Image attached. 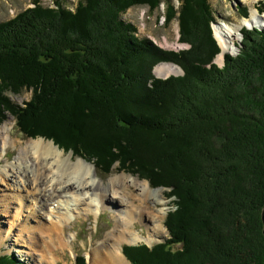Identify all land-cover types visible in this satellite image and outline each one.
<instances>
[{
  "label": "trees",
  "instance_id": "1",
  "mask_svg": "<svg viewBox=\"0 0 264 264\" xmlns=\"http://www.w3.org/2000/svg\"><path fill=\"white\" fill-rule=\"evenodd\" d=\"M162 1L80 0L71 11L34 0L0 23V123L9 113L27 138L170 190V238L124 246L131 264H264V29L243 30L239 55L220 68L208 0H181L180 42L192 47L178 53L122 18ZM164 1L169 24L177 11ZM161 62L184 76L155 79ZM24 91L30 101L14 105L8 94Z\"/></svg>",
  "mask_w": 264,
  "mask_h": 264
},
{
  "label": "rangeland",
  "instance_id": "2",
  "mask_svg": "<svg viewBox=\"0 0 264 264\" xmlns=\"http://www.w3.org/2000/svg\"><path fill=\"white\" fill-rule=\"evenodd\" d=\"M33 1L34 0H0V23L7 22L15 18L24 10L33 8ZM57 2H61L66 9L75 11L80 0H41V4L43 7L51 9L57 8ZM169 3L173 7V9L177 11V18L173 19L169 24L166 23L165 17L168 12V3H166L164 0L154 11H152L148 5H141L128 10L122 18L126 23H130L131 25L135 26V28L137 29L138 37L140 39H148L164 51L178 53L184 50H189L191 49L192 45H190L189 43L184 44L180 42L181 26L178 19V10L182 5V1L169 0ZM208 3L212 10V20L210 22L209 32H211V37L213 40H215V46L216 48H218V53L214 57L213 63L220 68H223L225 65V56L228 55L231 57H237L239 55L243 35L241 32L240 41L236 43V46L239 48L237 55L225 54L222 60L223 62L221 61L220 63L218 61V58L222 53V48L221 46H219L220 44L215 34V28L219 25L224 24L234 25L235 23L240 22L242 19L250 18L253 3V5L256 6L258 14L262 16L263 19L260 20L258 25L252 28H244L242 29V31L264 29V0H208ZM161 65H171L172 67L175 66L177 68H180L181 73L176 74L175 72L173 73V75H171L173 77L184 76V70L180 66L172 62H161L157 64L152 70V74L154 75L155 79L164 80L166 78L160 76L157 73V68ZM136 88L138 90V93L142 94V88L140 86H137ZM8 97L11 99L14 105L22 106L24 105V103L30 101L32 92L24 91L20 95H13L9 93ZM4 114L6 115V119L0 123V236H3L5 231H7L11 224L15 222L20 224L21 226L18 227L17 230H15L16 235L11 238L10 242L9 240H6L8 239L6 237L0 240V242L3 240L9 242H6V244H3V246L0 247V257H13L16 260V264H77V256L83 255L87 258L88 264H92V256L94 251L93 248L100 247L101 243H103L107 239L110 233H112L113 230L117 229V221H119V218L121 216L120 213L124 211L126 207L125 205L128 203L126 202L124 205L122 202L119 204L115 203V199L113 200V196H110V200L106 201L103 205V208L100 210V216L95 213L86 214L80 211V214H75L73 221L65 224L66 228L64 229L66 234L64 236L69 243V245H67L65 248L62 247L64 239L59 234L58 228L55 226L54 228L56 229V231L54 232V234L57 237L54 240V243L56 245V248L54 249L50 242L45 245L44 236L41 237L42 240L40 241V245L37 244V247L32 249L31 240L33 238V233L29 230V227L26 225L25 220L29 219V217L31 216L33 217L34 214H32L31 212H33L34 210L36 216H39L38 218H40V222L42 225H38L39 219L35 218L33 221H29L30 227L37 226L48 228L52 225V222L50 221V218L46 217L44 213V209H46L47 205L46 202L45 204H42L43 209L38 207L36 202L40 199L36 201L38 196L35 194L33 187L30 186V182L26 183L25 179L24 181H22L23 179L15 176V174L13 173V166L16 165L18 161H20L19 157L22 156V150L29 143V141L38 140L41 138L33 139L25 137L22 132H19V130L16 128V119H14V117L9 113L5 112ZM4 137H7L8 139L6 147L3 149L2 140L4 139ZM62 151L64 152V156L66 157V159L69 155H72V160H77L78 157L73 156L72 151H69L68 153H66L64 150ZM33 153L34 152L30 153L31 156L30 154L27 156L30 158L32 157L33 159ZM79 158H82L89 164L93 165V168H91V170L93 169L92 174L96 172V179H101L105 186H108V184L114 180L123 178L124 184L118 188L121 194L124 191L126 194H128L130 191L137 197H140V195H142L141 186L143 187V182L148 181L142 179L138 174H133L129 171L122 170L118 164H114L111 173L109 175H106L100 170L96 169V167L92 163L93 161L89 162L83 157ZM28 163H30V160H28ZM127 182L130 183V186H127ZM150 187L154 191L156 189L165 190L163 194L165 197L164 200L166 202H169L167 207L165 208L167 210V214L169 212L176 211L177 208L175 204L177 202V199L176 197H169L170 190L163 187L154 189L151 185ZM17 189H19V191H17ZM18 199H21L19 203ZM111 199L114 203L111 201ZM125 201L127 200L125 199ZM22 203L28 205L21 206ZM50 203L52 204L53 202L51 201ZM133 204L139 205L138 203L134 202L131 203L130 206H132ZM5 205H7V207H5ZM30 207L32 208L29 209ZM158 207L161 209L160 205ZM56 216L53 217L54 222L57 221ZM166 218L167 215L164 218V226L161 231V235H159L160 237L155 236L150 243H148L147 240H144L134 245L124 244L122 248L124 246L138 245H148L149 247H154V245L166 242L169 239V233L167 228L165 227ZM154 223L159 224V222L153 221V223L151 224L147 221L139 219L131 225V229L133 231H136V233H139L140 236L148 239V234H151L153 232L152 225ZM22 227L23 230L22 232H20V229ZM32 242L35 246L36 239H33ZM48 250H50V252H53V250L56 251L52 259L47 258ZM129 264L131 263L129 262Z\"/></svg>",
  "mask_w": 264,
  "mask_h": 264
},
{
  "label": "bare ground",
  "instance_id": "3",
  "mask_svg": "<svg viewBox=\"0 0 264 264\" xmlns=\"http://www.w3.org/2000/svg\"><path fill=\"white\" fill-rule=\"evenodd\" d=\"M262 19L263 17L258 14L256 6L252 3L250 18L242 19L234 25L224 24L216 27L215 34L220 44L219 46L222 48V53L218 61L221 63L225 54L237 55L239 48L236 46V43L240 41L242 29L252 28L258 25ZM175 72L176 74L181 73L180 68L172 67L171 65H161L157 68V73L162 77L171 76ZM7 139V137H4L2 140L3 149L6 147ZM32 152H34L32 154L33 159L27 156ZM21 155L22 156L19 157L20 161L13 166V173L15 176L23 179L22 181L25 179L26 183L30 182V186L33 187L35 194L38 196L36 201L40 199L36 202L39 208L43 209L42 204L46 202V209L43 211L46 217L50 218L52 222V225L48 228L37 226L30 227L29 221H33L35 218L39 217L36 216L34 210L31 212L34 214L33 217L31 216L29 219H24L29 230L33 233V238L31 240L32 249L36 248L37 244L40 245V241L42 240L41 237L44 236V244L46 245L50 242L55 249L56 245L54 240L57 237L54 234L56 231L54 228L55 226L64 239L62 247L65 248L69 245L64 236L66 234L64 229L66 228L65 224L73 221L75 214H80L81 212L86 214L95 213L100 216V210L103 208L104 203L110 200V196H113L115 203L119 204L122 202L124 205L127 202L129 205L126 204L124 211L120 213L121 216L119 221H117V229L110 233L107 239L101 243L100 247L93 248V256L91 255L92 264H129L128 260L123 255L122 246L124 244L134 245L144 240L150 243L155 236L160 237L159 235H161L164 226V218L167 215V210L165 208L169 203L164 200V189H156L154 191L148 182H143V187L141 186L142 195H140V197L135 196L130 191L128 194H126L125 191L121 194L118 188L124 184L123 178L114 180L110 182L108 186H105L101 179H96V172L92 174L93 169L91 170V168H93V165L82 158H77L76 161H73L72 155H69L66 159L64 152L56 147L54 142L46 141L43 138L29 141L23 148ZM28 160H30V163H28ZM126 184L130 186L128 182ZM19 189H17V191H19ZM21 199H18V203ZM125 199L127 201H125ZM113 200L111 199L112 202ZM51 201L53 202L52 204L50 203ZM134 202L139 205L133 204L130 206V204ZM22 205L28 204L22 203L21 206ZM157 205H160L161 209ZM5 207H7V205H5ZM31 208L32 207L29 209ZM54 216H56V222L53 220ZM38 219V225L41 226L40 218ZM139 219L151 224L153 221L159 222V224L154 223L152 225L153 232L148 234V239L140 236L139 233L131 229V225ZM20 226L21 225L16 222L11 224L4 235L0 236V240L6 237L8 238L6 240L10 242L11 238L16 235L15 230ZM23 227L20 229V232H22ZM33 239H36L35 246L32 242ZM6 240L0 242V247L6 244V242L9 243ZM55 252V250H53V252L48 250L47 258L52 259Z\"/></svg>",
  "mask_w": 264,
  "mask_h": 264
},
{
  "label": "water",
  "instance_id": "4",
  "mask_svg": "<svg viewBox=\"0 0 264 264\" xmlns=\"http://www.w3.org/2000/svg\"><path fill=\"white\" fill-rule=\"evenodd\" d=\"M223 62V61H222ZM175 67V66H174ZM262 222L263 223V235H264V208L262 209Z\"/></svg>",
  "mask_w": 264,
  "mask_h": 264
}]
</instances>
